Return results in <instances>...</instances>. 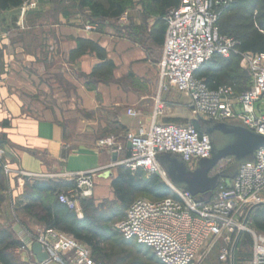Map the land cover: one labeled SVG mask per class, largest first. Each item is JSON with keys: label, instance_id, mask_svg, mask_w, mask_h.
<instances>
[{"label": "built area", "instance_id": "2783aa9c", "mask_svg": "<svg viewBox=\"0 0 264 264\" xmlns=\"http://www.w3.org/2000/svg\"><path fill=\"white\" fill-rule=\"evenodd\" d=\"M230 1L180 0L177 7L167 11L163 17L166 30L158 63V92L173 90L183 94L189 99L192 112L205 121L240 120L247 129L264 136V112L257 113L255 108L256 102L264 96V55L238 52L233 40L219 34L216 19ZM26 4L31 7L35 2L29 0ZM117 20L124 23L127 13L123 12ZM85 30L92 31L94 27L86 25ZM232 52L239 54L240 62L251 75L248 89L236 93L229 84L211 88L195 76V72L215 54L228 57ZM159 93L154 99L149 124L125 133V140L131 144L129 155L114 161L110 167L123 164L132 171L139 168L147 174H155L173 193L160 199H135L115 228L124 239L147 247L162 264H191L219 239L223 241L219 260L232 262L234 246L247 232L253 242L250 264H264V231L249 228L254 210L264 206V145L254 151L251 161L239 165L231 180L220 177L209 198L179 189L170 182L159 157L178 155L188 168L194 170L201 159L211 157L212 142L207 133L198 131L192 124L160 122L164 103ZM126 112L129 116H137L134 108L129 107ZM97 144L116 154L124 149V145L116 143L114 136L101 138ZM220 161L209 171L210 176L221 173L233 162L230 159L223 166L219 165ZM0 166L5 174H13L20 180L63 177L71 181V187L58 190L57 198L75 212L80 210L79 199L93 196L94 174L108 167L45 176L10 168L3 161L1 148ZM24 238L20 248L29 256H34L31 249L34 242L46 252L47 259L41 264H94L89 249L74 237L60 235L54 229L40 231L33 241Z\"/></svg>", "mask_w": 264, "mask_h": 264}, {"label": "crops", "instance_id": "0c3cea01", "mask_svg": "<svg viewBox=\"0 0 264 264\" xmlns=\"http://www.w3.org/2000/svg\"><path fill=\"white\" fill-rule=\"evenodd\" d=\"M20 7L0 11V139L4 140V159L12 169L45 176L108 166L94 174L93 199L112 198L111 181L117 174V168L110 167L114 152L99 147L97 141L114 136L117 144H124L116 155L119 161L130 153L125 133L149 124L159 93L158 63L165 22L141 2L127 10V23L97 31L85 30L87 21L83 23L78 14L56 11L49 20L45 10L21 11ZM78 38H89L105 50L114 65L109 81L88 84V75L100 59L91 52L70 59ZM171 94L159 93L164 103L159 121L187 125L179 118L192 112L189 99L180 93L182 103ZM129 107L137 116L127 114ZM255 108L257 113L264 112V96ZM199 128L202 131L201 125ZM8 178L10 197L0 201V227L10 225L18 234L22 218L15 219L10 209L15 202H25L26 189L23 181ZM33 258L41 264L35 255Z\"/></svg>", "mask_w": 264, "mask_h": 264}, {"label": "trees", "instance_id": "16d2710c", "mask_svg": "<svg viewBox=\"0 0 264 264\" xmlns=\"http://www.w3.org/2000/svg\"><path fill=\"white\" fill-rule=\"evenodd\" d=\"M28 1L0 0V11L21 6ZM130 1L79 0V4L88 8L92 12V17L101 19L102 29L109 25L111 20L119 17ZM140 2L145 9L154 10L160 18H163L170 8L179 5L180 0H140ZM216 26L220 35L234 41L235 49L238 52L249 51L264 55V0H231L220 10ZM86 52L94 53L100 59V62L93 66L88 75V84L109 81L114 65L111 60L106 58L105 50L93 40L78 38L76 48L70 51V59H77ZM195 76L202 78L211 88H216L227 81L226 84H230L236 93L248 89L251 85V76L248 84L242 81L240 56L235 52H232L228 57L215 54L195 72ZM193 124L198 131H201L196 122ZM128 154L127 151L126 155ZM2 175L3 170L0 166V181ZM29 182L32 192L28 193L25 190V202H20L22 208L25 210L35 208L34 217L46 228L57 229L69 234L98 254L101 251L100 245L112 236L106 223L114 218H123L126 209L136 198L146 196L150 199H160L172 195L169 185L159 176L147 175L139 168L132 171L121 164L117 166V174L111 181L114 199L103 200L96 205L93 196L81 198L79 204L83 210V217L78 218L75 213V218L68 213L69 209L57 198L58 190L71 187V181L44 177L35 178ZM101 207L104 211L100 210ZM251 221L258 231H264V206L254 210ZM123 241L133 242L136 246L151 252L147 247L134 240L123 238ZM18 244V240L9 229L0 227V264H20L11 252ZM251 254L238 253V260H250ZM151 257L162 264L152 253Z\"/></svg>", "mask_w": 264, "mask_h": 264}, {"label": "rangeland", "instance_id": "374dc122", "mask_svg": "<svg viewBox=\"0 0 264 264\" xmlns=\"http://www.w3.org/2000/svg\"><path fill=\"white\" fill-rule=\"evenodd\" d=\"M30 1L35 2V5L30 7V6H27L26 3H23L20 7L21 11H24L26 9L45 10L46 13H44V14H46V17L49 20L53 19V12L56 13V11H61V12L65 13L66 15L78 14L79 18L83 21V23H84V21H87V23L84 24L85 26L91 25L94 27L95 31L101 29V19L96 18V17H92V12L88 8L80 6L79 0H30ZM139 2H140V0H131L129 2V4L126 5L125 12L127 13V20L124 23H127L128 19H129V13L127 10H129L131 7L137 6ZM116 24L117 25L119 24L118 20H111L109 22V25L116 26ZM240 75L242 76V81L245 82L246 84H248L251 75H250L248 69L245 67V65L244 64L242 65L241 62H240ZM226 83H227V81L223 82V84H226ZM178 93L176 91L172 90L171 97L175 101L181 100V102L183 103L184 101L182 99V95L180 93L179 94ZM195 118H196V120H194ZM179 119H180L179 122L192 124L193 126H194L193 122H196L199 126L200 125L202 126L205 123L200 117L196 116L193 112H188L186 114V116H181ZM225 123L226 124H241V125H243V123L240 120H230V121H227ZM208 124H213V123L211 121V123H208ZM209 136L211 138L212 144L213 143L216 144L217 139L215 137H212L211 135H209ZM3 143H4V140L0 139V148L3 150V161L5 163H7L4 159L5 158V151L1 147V144H3ZM122 145H124V144H122ZM171 155L174 158H176L177 160H179L180 162L183 161L180 156L175 155V154H171ZM230 159L233 162L228 167H226V169H224L221 173H225L229 176H233L234 174L236 175L239 165L244 163V162L241 159H238L237 157L232 156L231 158H229V160L223 159L222 161H220L219 165L225 166L230 161ZM113 168H117V166H115ZM164 169L167 172V175H168L170 182L173 183L171 178H170V175L167 171V168L165 167ZM145 174H147V173L145 172ZM10 176H14V177L18 178L17 176H15L13 174L7 175L3 172L2 179L0 181V191H1L0 201L1 202L2 201L4 202L5 199H7V196L10 197V195H9L10 194V192H9L10 185L9 184L10 183H9V178H8ZM21 181H23V186L27 190V192L31 193L32 191L30 190V186H31L30 185L31 183L29 182L30 180L29 179H23ZM174 186L179 188V189H182L181 187H178L175 184H174ZM182 190H184V189H182ZM209 197H210L209 193L205 195L206 199ZM138 198L150 199L149 197H146V196H140ZM138 198H136V199H138ZM113 199H114V197H112V198H101V199H94V201H95V204L98 205L103 200L111 201ZM79 209L80 210H78L77 212L68 210V213H70L75 218H76V216L78 218H82L83 217V210L81 209L80 204H79ZM10 210H12L13 217L15 219L19 218V220H21V218H22V221H21L22 222V228L20 230L21 232L18 234L14 233L12 231V229L10 228V225L2 226L4 228L9 229L13 233L14 237L19 242V244L11 252H12L15 260H17V262H19L20 264H37L32 256H29L25 251L21 250V248H20L21 243H22L21 239L24 236L25 240L27 239L28 241H33L37 238L40 231H44L46 229H52V228H46L42 223H40L34 217L33 212L36 211L35 208L25 210L22 208V205H20V201L13 203V206ZM100 210L104 211L103 207H101ZM4 212H5V210L3 211L2 215H1L2 218L4 217ZM75 213H76V216H75ZM79 213H81V216L78 215ZM121 219L122 218H114V219H111L110 222L106 223V226L108 228H110V232H111L112 236L109 240L103 242L100 245L101 251L99 252V254L96 253L95 251L91 250V248L88 245L80 242L83 246H85L87 249H89V251L91 253V257L94 261V264H160V263L156 262V260L151 257V252L147 251L144 248L136 246L133 242L123 241V237L119 234V232L115 228L116 223L118 221H120ZM251 226L253 227L251 222H249V228L253 229ZM38 228H40V229H38ZM54 230H56V232H58L60 235L70 236L69 234H66V233L59 231L57 229H54ZM222 246H223V241L221 239H219L217 242H215L214 244H212L209 247V249L207 250L205 255L197 258L191 264H250V260H238V253H241L242 255L243 254L247 255V254L252 253L253 242H252V238H251L249 233H247V232L243 233L238 244L236 243V245L234 246L232 262L227 261V262L223 263L219 260V253H220V249ZM49 264H55V263H49Z\"/></svg>", "mask_w": 264, "mask_h": 264}, {"label": "water", "instance_id": "95a60500", "mask_svg": "<svg viewBox=\"0 0 264 264\" xmlns=\"http://www.w3.org/2000/svg\"><path fill=\"white\" fill-rule=\"evenodd\" d=\"M205 122L201 129L203 132L215 137L216 144H212L211 157L201 159L197 168L189 170L183 161H179L171 154H164L159 157L162 166L167 171L172 180V184L181 187L192 195L210 194L218 185L220 177L232 179L225 173H219L214 176L209 175V171L227 156H234L243 162L251 161L254 157V151L264 145V136L256 134L241 124H226L220 122ZM130 148V142H127ZM116 153L113 154V160L116 161ZM32 252L36 256L39 263L47 259V254L42 250V246L38 242L32 244Z\"/></svg>", "mask_w": 264, "mask_h": 264}]
</instances>
